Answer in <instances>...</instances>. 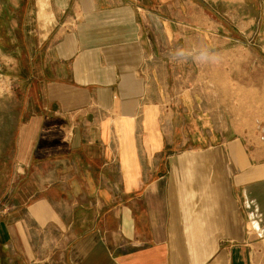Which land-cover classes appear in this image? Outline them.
Returning <instances> with one entry per match:
<instances>
[{"label": "crops", "instance_id": "crops-1", "mask_svg": "<svg viewBox=\"0 0 264 264\" xmlns=\"http://www.w3.org/2000/svg\"><path fill=\"white\" fill-rule=\"evenodd\" d=\"M242 19L264 0H0V97L18 100L0 264H264Z\"/></svg>", "mask_w": 264, "mask_h": 264}, {"label": "rangeland", "instance_id": "rangeland-1", "mask_svg": "<svg viewBox=\"0 0 264 264\" xmlns=\"http://www.w3.org/2000/svg\"><path fill=\"white\" fill-rule=\"evenodd\" d=\"M210 7L213 8H219L222 10L223 9V3L220 4H215L212 2L206 3ZM231 5V4H230ZM218 6V7H217ZM255 6V4H254ZM227 9V6H226ZM241 15H246V11L248 10V7L246 4L242 3L241 6ZM256 9V6H255ZM257 13L260 12V5L257 4ZM240 12V11H239ZM240 24V23H239ZM258 25V31L255 34L253 27ZM241 26H247L246 29L249 28V26H252L251 33H243L240 40L238 39V42L241 43L242 45V63H241V68H242V75H244L245 72L250 73L251 71H258V74L260 75L261 73L264 74V71L261 69L257 68L254 69L253 66H251V60H254V55L261 57L260 55L264 56V21H259L258 24H249L244 23V19H242V24ZM262 58V57H261ZM263 59V58H262ZM229 70V68H227ZM254 73V72H252ZM228 74V73H227ZM245 77V76H243ZM4 84V83H2ZM15 83H11V85L14 88ZM232 87L230 88V86ZM245 84H243L244 86ZM8 86V84H7ZM227 90L230 88V90L233 91V84H226ZM8 89V88H7ZM244 90L247 89H242V94L243 95H249L248 92H243ZM249 91V90H248ZM251 99L246 98L245 100L242 99V103L245 101H249ZM18 103V100L15 96L10 98L8 95H5V97H0V192L4 191L5 186L8 185L9 179V171L12 167V163L10 162V159L12 157V150H11V145L10 142L13 137V132L9 130L10 127V121L11 118H13V115L10 114L11 107H15L16 104ZM243 106L244 103H243ZM248 107V105H246Z\"/></svg>", "mask_w": 264, "mask_h": 264}, {"label": "clouds", "instance_id": "clouds-1", "mask_svg": "<svg viewBox=\"0 0 264 264\" xmlns=\"http://www.w3.org/2000/svg\"><path fill=\"white\" fill-rule=\"evenodd\" d=\"M217 59H218V57L214 54L212 57V62H216Z\"/></svg>", "mask_w": 264, "mask_h": 264}]
</instances>
